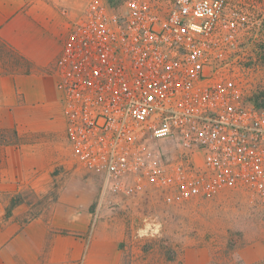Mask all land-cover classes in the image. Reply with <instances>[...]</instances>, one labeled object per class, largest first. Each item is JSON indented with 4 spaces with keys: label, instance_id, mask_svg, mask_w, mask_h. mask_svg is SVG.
<instances>
[{
    "label": "built area",
    "instance_id": "built-area-1",
    "mask_svg": "<svg viewBox=\"0 0 264 264\" xmlns=\"http://www.w3.org/2000/svg\"><path fill=\"white\" fill-rule=\"evenodd\" d=\"M228 8L88 0L69 18L55 72L71 151L108 190L129 192L127 175L152 174L151 138L175 140L186 162L199 149L208 165L246 167L263 187L264 111L234 104L212 83L240 23Z\"/></svg>",
    "mask_w": 264,
    "mask_h": 264
},
{
    "label": "crops",
    "instance_id": "crops-1",
    "mask_svg": "<svg viewBox=\"0 0 264 264\" xmlns=\"http://www.w3.org/2000/svg\"><path fill=\"white\" fill-rule=\"evenodd\" d=\"M87 1L0 0L2 53H18L25 65L17 71L0 61V264H122L99 176L87 173L76 187L65 179L44 209L22 198L47 195L63 176L55 64L69 18Z\"/></svg>",
    "mask_w": 264,
    "mask_h": 264
},
{
    "label": "rangeland",
    "instance_id": "rangeland-1",
    "mask_svg": "<svg viewBox=\"0 0 264 264\" xmlns=\"http://www.w3.org/2000/svg\"><path fill=\"white\" fill-rule=\"evenodd\" d=\"M251 3L254 6L238 0L249 19L239 15L240 23L230 28L231 39L212 83L232 93L234 104L264 111V65L254 44L261 38V21L251 10L259 4ZM2 51L0 45V61L8 60L11 70L25 68L18 53ZM62 115L57 110L65 134L58 149L67 162L56 170L63 176L57 177L50 193H24L22 198L36 208L48 207L65 179L76 187L86 182L87 173L97 175L73 155ZM145 151L152 174L142 170L127 175L124 185L129 192H108L112 208L106 217L122 237V264H264V183L258 185L246 167L206 164L199 149L194 160L183 161L187 151L171 138H151Z\"/></svg>",
    "mask_w": 264,
    "mask_h": 264
},
{
    "label": "trees",
    "instance_id": "trees-1",
    "mask_svg": "<svg viewBox=\"0 0 264 264\" xmlns=\"http://www.w3.org/2000/svg\"><path fill=\"white\" fill-rule=\"evenodd\" d=\"M229 3V8L232 12H234L236 15H240L242 17H244V19H249V15L248 12L246 11V8L242 5L238 4V0H227ZM251 2H257L259 5L257 6V9H253L251 8V10H253V12L257 15V17H260V35L261 38L257 40L256 43H254V41L252 43H254L256 45V47L258 48V60L259 63L264 65V0H248V3L251 5L253 3ZM254 6V4H253ZM247 21V20H246ZM243 25H245V21L242 22ZM247 24V23H246ZM17 202V198H14L12 200V205L15 204Z\"/></svg>",
    "mask_w": 264,
    "mask_h": 264
}]
</instances>
